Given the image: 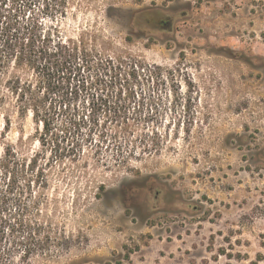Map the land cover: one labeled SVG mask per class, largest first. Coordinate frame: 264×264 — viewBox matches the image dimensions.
<instances>
[{
  "label": "rangeland",
  "instance_id": "1",
  "mask_svg": "<svg viewBox=\"0 0 264 264\" xmlns=\"http://www.w3.org/2000/svg\"><path fill=\"white\" fill-rule=\"evenodd\" d=\"M79 1L55 20L43 0L15 4L31 3L24 21L54 34L48 64L62 39L141 62L153 81L138 89L150 92L143 113L133 114L132 104L126 124L98 113L93 143L73 160H59L62 132L41 136L3 86L11 125L4 131L0 117V152L7 143L26 160L37 155L47 179L26 194V250H36L26 264H264V0H122L112 10L106 0ZM12 44L0 46L2 83L16 76L36 88L55 83L48 103L58 108L66 80L17 65L16 56L29 54ZM99 132L108 141L96 147ZM142 144L156 149L141 154ZM128 149L139 155L115 163ZM12 238L5 233L0 249L23 264Z\"/></svg>",
  "mask_w": 264,
  "mask_h": 264
},
{
  "label": "trees",
  "instance_id": "2",
  "mask_svg": "<svg viewBox=\"0 0 264 264\" xmlns=\"http://www.w3.org/2000/svg\"><path fill=\"white\" fill-rule=\"evenodd\" d=\"M18 1L12 0L14 8L12 6L8 11L0 6V46L13 43L15 46H19L22 52L24 49L28 50L29 59L23 58L21 53L20 56L15 57L17 65L28 63L31 67H36L34 69H52L55 72H60L61 78L66 80V85L61 81L59 89L66 88V93L61 95L58 108H56L48 103L49 94L53 93L48 91L55 87V83H49L47 86H45L46 84L40 85L36 88L30 82L16 76L6 80L4 84V82L2 83L4 70L1 67L0 117L4 120L3 130L8 131L11 125L10 114H8V110L4 109L7 99V96L2 92L4 86L5 93L9 94L15 101L18 116L23 117L30 112L33 122L41 129V136L47 139L49 135L51 138L59 130L62 132L61 142L63 145L59 160L65 158L73 160L83 145L93 143V133L99 131L96 119L98 113L103 112L112 123L113 121L116 122L115 125L113 124L115 127L121 125V121L122 124L128 121L129 107L132 104L135 105L133 114L143 113L141 106H143L144 100L147 95H150V92L147 94L143 90L139 91L145 85L150 90V83L153 81L152 73L141 62L124 60L121 57L115 59L101 57L86 47L70 48L58 37V41L51 50L56 60L53 64H48L49 44L51 35L54 34L44 31L41 21H37L33 25L27 24L24 17L31 3L28 6L26 3V9L24 6L20 9L15 6ZM77 1L43 0L41 8L44 10L50 8L51 12L48 17L55 20L65 17L68 9ZM89 1L81 0L79 6ZM106 1L109 9L112 10L116 8L118 1L122 0ZM9 62L12 61L9 60ZM82 70L87 73L86 77L82 78V81L76 79V83L71 85V77L76 78ZM155 84L153 82L152 86L154 87ZM43 88L44 92L42 93ZM83 92L85 94L82 96L81 93ZM81 97L82 107L79 108L77 101ZM58 117L61 118L60 123L57 122ZM107 120L109 119L107 118ZM98 138L94 143L96 147L105 145L108 141L103 132H99ZM141 147V154H150L156 149L155 144H142ZM128 150L129 154L126 156L122 153L113 156L115 157L114 162H127L128 157L135 158L139 155L132 149ZM37 167V155L26 160L25 157H20L17 154L13 145L2 144L0 152V244L5 233L11 234L13 238L9 244L15 248H21L20 259L23 264H26V258L36 253L34 249L26 250V209L28 208L26 206V194L32 198L34 186L41 187L46 184L47 180L43 168ZM29 237L27 241L37 245L38 240H35L31 235ZM11 256L9 251H1L0 249V264H11Z\"/></svg>",
  "mask_w": 264,
  "mask_h": 264
},
{
  "label": "flooded vegetation",
  "instance_id": "3",
  "mask_svg": "<svg viewBox=\"0 0 264 264\" xmlns=\"http://www.w3.org/2000/svg\"><path fill=\"white\" fill-rule=\"evenodd\" d=\"M160 26L170 25L171 23L169 21H160Z\"/></svg>",
  "mask_w": 264,
  "mask_h": 264
}]
</instances>
